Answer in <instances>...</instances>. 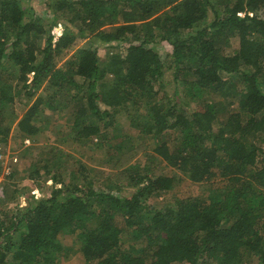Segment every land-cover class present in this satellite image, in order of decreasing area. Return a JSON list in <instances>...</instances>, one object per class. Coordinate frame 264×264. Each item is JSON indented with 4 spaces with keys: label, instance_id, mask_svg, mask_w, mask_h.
<instances>
[{
    "label": "trees",
    "instance_id": "trees-1",
    "mask_svg": "<svg viewBox=\"0 0 264 264\" xmlns=\"http://www.w3.org/2000/svg\"><path fill=\"white\" fill-rule=\"evenodd\" d=\"M52 2H44L45 30L37 19L24 22L21 0H0V142L9 133L3 109L14 102L9 79L27 98L46 82L72 103L77 141H109L113 117L124 109L131 126L155 141L156 159L191 182L220 178L224 185L158 208L153 194L169 193L173 180L149 164L116 166L102 190L84 170L80 184L56 181L47 198L33 196L20 214L2 213L0 264H53L60 234L74 237L84 264H242V253L264 264V0ZM87 38L92 47L80 46ZM111 43L126 45L124 55L100 61L99 50ZM157 44L168 49L164 60ZM69 52L70 61L56 67L54 57ZM166 68L171 99L161 89ZM180 87L195 101L192 111L177 106ZM232 91L240 95L234 112L202 99ZM148 100L144 114L127 111ZM43 103L35 98L17 121L21 135L38 133L32 121ZM126 188L134 192L121 196Z\"/></svg>",
    "mask_w": 264,
    "mask_h": 264
},
{
    "label": "rangeland",
    "instance_id": "rangeland-1",
    "mask_svg": "<svg viewBox=\"0 0 264 264\" xmlns=\"http://www.w3.org/2000/svg\"><path fill=\"white\" fill-rule=\"evenodd\" d=\"M44 2L53 3L52 0H21L24 22H27L30 17L32 20L37 19L38 26L47 30L49 16L45 13ZM208 13L210 20L212 14ZM110 28L107 25L102 27L104 30H110ZM55 29L54 31H56ZM88 41L90 42L89 38L81 41L80 46H90ZM110 46L99 50L100 61L124 55L126 45L111 43ZM155 48L164 60L166 54L169 53L166 45L157 44ZM221 48L223 53L231 52L228 46L223 48L221 45ZM71 56L72 52L61 53L54 57L53 62L56 67H62L67 61H70ZM5 66L9 67V64H5ZM6 77L11 76L5 74L4 79H7ZM9 81L13 88L11 93L14 102L3 109L4 122L2 125L8 128L9 133L6 142H0V216L2 213L20 214V210L33 196L35 200L47 198L53 188L59 187L56 185V181L60 180L59 182L62 181L63 184H72L73 182L80 184L78 173H82L84 170L94 180V187L97 190H102L105 178L112 176L115 167L121 164L128 166V164L143 165L146 163L155 173L172 178L173 187L169 193L153 194L151 198L153 207L171 205L178 199L188 197H206L211 190L224 185V181L220 178H213L208 182H191L179 171L169 167L162 160L156 159L151 152L155 141L150 136L140 134L137 129L131 126L129 115L124 109L118 110L113 117L110 130V136L113 138L100 146H97L96 139L93 140L96 144H83L75 139V132L71 127L73 107L65 91L57 93L56 89L50 87L46 82H42L36 88L35 95L27 98L25 95L27 90L21 83L12 78ZM107 81L111 82L112 77L108 75ZM162 85L161 89L165 94L170 99L173 98L175 85L172 69H165ZM155 88L158 89L159 86L156 85ZM180 90L177 95L179 102L177 106H186L187 110L192 111L195 108V101L185 95L182 87ZM39 96L43 97L44 103L40 106L38 117L32 121L38 129V133L28 138L18 132L16 123L34 99ZM239 98L240 95L236 91H232L228 96H212L208 92H204L202 99L207 102H222L229 112H234L238 110ZM50 100L51 106H55L56 109L45 105V102ZM152 103L153 100L144 101L139 106L129 108L127 111L129 113L136 111L142 115L147 110V106ZM168 135L169 140L167 141L171 148L176 143L173 139L175 134ZM115 145H120L122 148L117 150ZM122 153L126 155L121 159ZM13 159L16 161L13 162ZM44 166L48 168L46 171L42 170ZM34 170H38L39 176L35 177ZM73 174L78 175L76 180L71 177ZM52 175L57 178L52 180ZM8 183L10 184L7 191L9 199H5L7 197L5 186ZM132 192H134V188H126L120 192V195L126 196ZM17 238L18 235L15 236V239ZM58 240L62 245V250L56 255L57 258L53 264H84V259L74 243L73 236L60 234ZM122 240V244L127 248L131 240L126 237ZM241 262L242 264H257L256 258L248 253H242Z\"/></svg>",
    "mask_w": 264,
    "mask_h": 264
},
{
    "label": "built area",
    "instance_id": "built-area-1",
    "mask_svg": "<svg viewBox=\"0 0 264 264\" xmlns=\"http://www.w3.org/2000/svg\"><path fill=\"white\" fill-rule=\"evenodd\" d=\"M16 160L15 159H13V162H15Z\"/></svg>",
    "mask_w": 264,
    "mask_h": 264
}]
</instances>
